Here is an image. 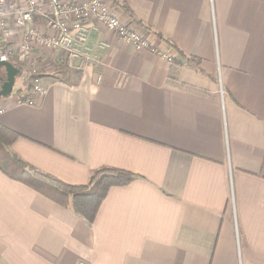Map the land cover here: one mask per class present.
Returning <instances> with one entry per match:
<instances>
[{"label": "crops", "instance_id": "1", "mask_svg": "<svg viewBox=\"0 0 264 264\" xmlns=\"http://www.w3.org/2000/svg\"><path fill=\"white\" fill-rule=\"evenodd\" d=\"M106 2L174 62L93 32L103 67L43 78L33 105L1 98L0 125L19 136L9 153L65 184L139 179L90 225L0 171V264H264V0Z\"/></svg>", "mask_w": 264, "mask_h": 264}, {"label": "built area", "instance_id": "2", "mask_svg": "<svg viewBox=\"0 0 264 264\" xmlns=\"http://www.w3.org/2000/svg\"><path fill=\"white\" fill-rule=\"evenodd\" d=\"M97 31L112 34L124 46L169 64L176 59L172 47L122 21L106 0H0V62L18 59L21 67L27 68V76L41 71L46 74L39 65L42 50L58 55L70 71L83 72L89 65L102 68L99 54L109 45L104 39L92 44L90 34ZM46 92L42 79H36L30 96L23 101L18 97L15 102L33 105Z\"/></svg>", "mask_w": 264, "mask_h": 264}, {"label": "trees", "instance_id": "3", "mask_svg": "<svg viewBox=\"0 0 264 264\" xmlns=\"http://www.w3.org/2000/svg\"><path fill=\"white\" fill-rule=\"evenodd\" d=\"M137 23L140 25L139 22ZM154 37L158 40L161 39L158 35ZM186 63L197 64L193 59L187 60ZM17 67L21 73L22 67L19 65ZM52 68L53 73L50 76L42 73L36 76H26V86L17 91V95H23L22 101L30 96L32 84L36 79L49 77L56 82L71 85L70 71L65 62L53 63ZM5 79V71L0 69V87ZM18 137L16 133L0 125V171L8 179L26 186L52 203L70 209L72 213L77 214L90 225L95 220L97 211L110 189L127 186L139 179L138 176L130 172L112 167H101L89 173L88 182L84 186L76 187L65 184L52 176L37 171L9 153L8 148Z\"/></svg>", "mask_w": 264, "mask_h": 264}, {"label": "water", "instance_id": "4", "mask_svg": "<svg viewBox=\"0 0 264 264\" xmlns=\"http://www.w3.org/2000/svg\"><path fill=\"white\" fill-rule=\"evenodd\" d=\"M0 69H4L6 75L5 81L0 87V99L8 98L12 93L15 78L19 75L20 70L9 62H0Z\"/></svg>", "mask_w": 264, "mask_h": 264}, {"label": "rangeland", "instance_id": "5", "mask_svg": "<svg viewBox=\"0 0 264 264\" xmlns=\"http://www.w3.org/2000/svg\"><path fill=\"white\" fill-rule=\"evenodd\" d=\"M13 63H15L13 61ZM26 68V67H25ZM24 67L21 68V73L15 78V84H14V87L12 88V93H11V97H14L16 94H17V91L19 89H22L23 87L26 86V69ZM48 72H51V71H48ZM40 73V72H39ZM42 74H45L44 72L41 71ZM24 89V88H23Z\"/></svg>", "mask_w": 264, "mask_h": 264}]
</instances>
